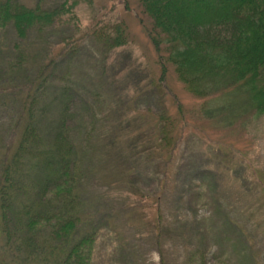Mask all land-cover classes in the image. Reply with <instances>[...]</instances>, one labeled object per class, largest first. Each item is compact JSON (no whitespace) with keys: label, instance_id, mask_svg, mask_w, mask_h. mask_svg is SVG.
Returning <instances> with one entry per match:
<instances>
[{"label":"trees","instance_id":"obj_1","mask_svg":"<svg viewBox=\"0 0 264 264\" xmlns=\"http://www.w3.org/2000/svg\"><path fill=\"white\" fill-rule=\"evenodd\" d=\"M137 1L136 14L141 16L137 21L145 33L146 44L135 42L125 23H114L95 11L97 2L94 0H0V64L3 68L0 89L8 75L14 78L29 71L40 81L39 76H45L44 69L48 70L59 56L74 57L85 45L105 63L107 56L136 43L143 53H147L150 46L159 73L152 75L137 65L131 53L122 51L127 55L129 71L134 77L130 86L133 97L151 100L152 87L161 91L169 73L192 98L201 102L193 112L198 113L195 119L215 125L214 129L221 130L225 138L229 133L236 138L248 134L246 121L264 116V0ZM84 5L90 15H80ZM55 39L58 41L52 45ZM118 63L126 66L121 61ZM4 92L8 94V90ZM28 94L13 96L14 102L21 105L18 118L12 124L16 144L11 153L2 157L0 154V231L4 240L20 239L19 243L26 249H33L35 243L45 247L54 257V261L46 264H94L98 234L81 232L76 215L75 189L81 167L80 152L84 151L80 140L91 132L90 127L78 120L77 112L84 107L83 101L68 91L61 92L60 118L51 123L39 108L40 104L37 110L26 109L28 99L32 107L35 105L32 103L35 99ZM57 94L48 97L54 98ZM224 94L239 98L236 101L218 96ZM225 99L232 101L228 103ZM152 119L153 149L166 155L174 153L175 142L180 139V120L173 119L165 106ZM248 146L247 150L252 149L251 143L248 142ZM247 150L240 154L242 161L248 164L245 168L250 170L249 176L237 177V162L230 159L224 164L225 153L217 148L216 158L222 159L224 166L220 167V172L223 174L213 176L209 183L208 179L207 182L202 180L201 191L194 193L195 205L203 201V207L207 205L214 210L219 207V201L212 195L211 186L225 179L236 191L237 204L244 197L249 198L248 201L243 199L246 201L243 209L239 207L243 210L240 216L245 214V222H239V216L229 213L220 217L219 222L209 214L206 222L196 223L197 228L190 235L196 241L191 245L194 247L192 260L196 264H255L250 253L253 250L251 235L264 223V176L253 158L247 159L250 153ZM216 166L214 162L211 173ZM25 175L30 176L32 182L21 188L20 178ZM21 195H28V199L21 202ZM253 197L255 204L251 203ZM160 211L158 206L152 228L162 236L165 229L161 226ZM10 223L12 230L8 228ZM190 248L189 244L188 252ZM228 248L230 252L225 256Z\"/></svg>","mask_w":264,"mask_h":264},{"label":"rangeland","instance_id":"obj_2","mask_svg":"<svg viewBox=\"0 0 264 264\" xmlns=\"http://www.w3.org/2000/svg\"><path fill=\"white\" fill-rule=\"evenodd\" d=\"M94 1L97 2L95 11L108 16L114 23H125L135 42L146 44L145 33L137 21L141 19L139 13L136 14L137 0ZM81 14L90 15L85 5L80 10ZM57 41L55 39L51 44ZM147 49V53H143L136 43H132L120 52L107 56L104 63L102 57L85 45L74 57L59 56L48 70L44 69L45 76H39L40 81L36 74L28 71L14 78L8 75L0 89L1 157L7 152L11 153L16 144L12 124L18 118L21 105L14 102V95H25L26 92L32 95L35 105L32 107L31 99H28L26 109L37 110L40 104L39 108L46 113L48 122L60 118L58 105L61 92L68 91L83 101L84 107L77 112L78 120L90 127L91 132L80 140L84 151L80 152L81 167L75 189L76 215L80 220L81 232L95 231L98 234L93 251L94 264H196L192 260L194 247L191 246L196 241L194 236H190L197 228L196 223L206 222L209 214L217 222L220 217L230 214L239 216V222L246 220L245 214L240 216L243 210L239 207L243 209L246 204L243 199L248 201L249 198L244 197L237 204L234 198L236 191L225 183V179L211 186L212 195L219 201L218 208L203 207L204 202L199 203L198 199L195 205L194 193L201 191V181L205 179L207 182L208 179L209 183L213 176L216 178L223 174L220 172V167L224 166L221 165L222 159L216 158L219 155L217 148L225 153L224 164L234 159L237 162V177H245L249 176L250 170H246L248 164L242 161L240 151L247 150L250 147H247V143H251L252 149L246 151H250L247 159L253 158L264 176V116L246 121L245 128L249 133L245 136L236 138L229 133L225 138L221 130L214 129L215 125L195 119L198 113L193 112L201 102L192 98L169 73L164 79L165 89L162 85L161 91L152 87L151 100L133 97L130 86L134 77L129 71L126 54L131 53L137 65L152 75H158L153 51L150 46ZM2 69L0 64V74H3ZM4 90H8V94ZM50 94L57 96L48 97ZM4 95L9 96L6 99ZM218 96L230 97L229 94ZM230 98L237 101L239 97L231 95ZM226 99L224 101L231 103L232 100ZM51 100L56 102L50 104ZM164 106L173 119L180 120V139L175 142L174 153L170 155L153 149L155 129L152 116ZM119 130H123L122 133ZM26 154L32 156L31 152ZM167 159L169 162H166ZM214 162L217 166L211 173ZM11 173L17 175L14 171ZM31 179L26 175L20 178L21 188L32 182ZM211 188L207 190L211 191ZM20 199L21 202L26 201L28 195H21ZM251 203H256L255 197ZM260 203L263 204L262 201ZM158 206L161 226L165 229L162 236L152 228ZM258 226L260 228L251 235L253 250L250 253L255 264H264V223ZM8 228L13 229L11 223ZM7 240L0 231V264H41V261L46 264L54 261L53 255L45 247L35 243L33 249H26L19 243L20 239L15 241L13 237ZM189 244L191 248L188 252ZM229 252L230 248L224 255L227 256Z\"/></svg>","mask_w":264,"mask_h":264}]
</instances>
